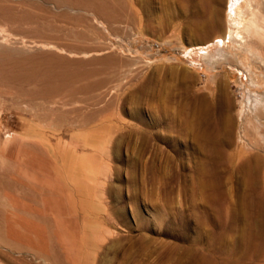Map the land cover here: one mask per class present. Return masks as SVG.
I'll return each instance as SVG.
<instances>
[{"label":"rangeland","instance_id":"obj_1","mask_svg":"<svg viewBox=\"0 0 264 264\" xmlns=\"http://www.w3.org/2000/svg\"><path fill=\"white\" fill-rule=\"evenodd\" d=\"M19 1L29 0H11L18 13L28 9ZM202 2L219 10L221 28L200 42L192 40L187 14L178 16L174 0H120L119 22L51 5L55 30L42 22L0 24V46L14 58L66 59L72 85L83 89L75 101L66 89L50 105L63 110L61 123L0 101V143H27L26 133L38 144L63 142V178L76 192L79 222L99 230L87 264H183L187 251L208 253L206 235L195 242L200 213L194 210L204 201L193 188L200 156L188 133L198 97L222 111L209 136L223 151L222 167L239 146L256 151L257 143L264 145V56L236 38L240 32L251 37L255 19L264 22V2L251 0L260 11L251 12L245 0L238 9L230 0H194L201 13ZM38 30L58 39H39ZM224 188L234 213L237 186L226 181ZM231 214L227 220L237 226ZM170 252L169 262H160ZM43 258L7 254L0 264H53Z\"/></svg>","mask_w":264,"mask_h":264},{"label":"bare ground","instance_id":"obj_2","mask_svg":"<svg viewBox=\"0 0 264 264\" xmlns=\"http://www.w3.org/2000/svg\"><path fill=\"white\" fill-rule=\"evenodd\" d=\"M230 1L237 4L236 9L240 8L241 0ZM245 1L248 11L258 10L259 5L250 6L251 0ZM18 4L28 9L18 13L11 0H0V24L42 22L47 28L54 29L50 19L57 16L52 13L51 5L55 9L92 12L107 22H119V13L124 10L120 0H29ZM174 4L179 17L187 14V27L192 35L194 33L193 41L205 40L221 28V14L214 6L208 9L205 3L201 4V13L194 0H174ZM229 15L232 17L234 14L230 12ZM253 28L251 37L240 32L236 38H241L242 46V43L256 46V52H250L263 57L264 41L256 36L264 32V22L255 19ZM35 34L45 41L58 39L45 34L44 30ZM37 56L34 59H16L11 50L0 46V101L19 109L26 105L37 112L38 119L47 120L54 115L57 123H61L65 116L62 115L63 110H49L50 105L56 98L65 97L66 89H70V101H75L76 94L83 89L72 85V74L67 70L71 64L69 61L54 55H46L43 59ZM208 59L215 61L214 57ZM197 119L192 117L188 129L195 153L200 156L193 171V188L200 192L198 197L204 201L200 210L197 207L194 210L200 213L197 218L199 227L196 228L200 235L195 242L206 235L208 253L187 251L188 258L183 264H264V145L257 143L256 151H247L239 146L236 155L225 158L227 162L222 167L224 157L219 153L223 151L219 142L209 137L214 132L201 128ZM24 137L29 142L12 147L13 143L9 141L0 143V258L7 254L31 255L47 258L53 264H87V256L92 258L91 251L96 249L95 239L99 230L92 224L87 226L88 229H82V221L79 222L76 192L63 178L66 151L63 142L38 144L27 133ZM223 170L230 173L228 178ZM226 181L237 186L239 205L234 213L226 204ZM230 214L235 217L237 226L227 220ZM89 226L95 230L88 231ZM186 226L185 223L184 228ZM228 237L233 240L227 242ZM173 255V252L165 254L160 262L166 260L168 263Z\"/></svg>","mask_w":264,"mask_h":264},{"label":"flooded vegetation","instance_id":"obj_3","mask_svg":"<svg viewBox=\"0 0 264 264\" xmlns=\"http://www.w3.org/2000/svg\"><path fill=\"white\" fill-rule=\"evenodd\" d=\"M196 110V111H195ZM200 112V113H199ZM194 113V114H193ZM199 113V114H198ZM191 114L193 118L196 117L201 128L207 131H212L217 121H221L222 111L219 106L213 108L204 98L198 97L192 106ZM196 114V115H195Z\"/></svg>","mask_w":264,"mask_h":264}]
</instances>
